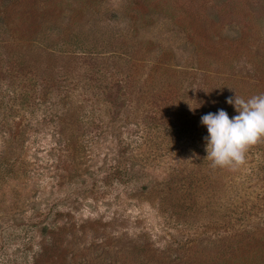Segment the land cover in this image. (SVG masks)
Returning <instances> with one entry per match:
<instances>
[{
	"label": "rangeland",
	"instance_id": "1",
	"mask_svg": "<svg viewBox=\"0 0 264 264\" xmlns=\"http://www.w3.org/2000/svg\"><path fill=\"white\" fill-rule=\"evenodd\" d=\"M235 94L264 0H0V264H264V138L205 158Z\"/></svg>",
	"mask_w": 264,
	"mask_h": 264
},
{
	"label": "clouds",
	"instance_id": "2",
	"mask_svg": "<svg viewBox=\"0 0 264 264\" xmlns=\"http://www.w3.org/2000/svg\"><path fill=\"white\" fill-rule=\"evenodd\" d=\"M226 103L232 105L237 114L229 118L225 110L218 109L200 118L208 133L204 137L205 158L211 161L212 167L239 166L247 148L264 138V94L248 99L235 94L226 98Z\"/></svg>",
	"mask_w": 264,
	"mask_h": 264
}]
</instances>
